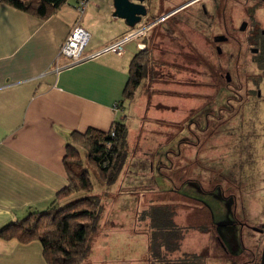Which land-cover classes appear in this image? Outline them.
I'll list each match as a JSON object with an SVG mask.
<instances>
[{
    "label": "rangeland",
    "instance_id": "obj_1",
    "mask_svg": "<svg viewBox=\"0 0 264 264\" xmlns=\"http://www.w3.org/2000/svg\"><path fill=\"white\" fill-rule=\"evenodd\" d=\"M93 1L95 14L104 1ZM188 1L164 0L162 7L157 3L153 18ZM202 4L207 16L202 14ZM222 9L229 18V41L218 45L222 53L217 55L212 39L224 34L218 19ZM249 15H255L264 29V5L252 0H203L153 25L154 20L143 18V27L150 29L125 46L132 53L138 44L141 48L137 50H145L141 61L146 64V74L132 98L121 106L129 127L128 156L115 184L105 186L84 154L82 157L91 174L90 195L102 210H108L113 198L110 193L126 188L139 166L148 176L153 159L162 158L169 152L167 148H176L177 157L173 152L168 157L172 169L162 174L173 177L174 185L168 179L164 185L178 189L184 198L170 193L152 195L144 207L149 199L151 205L175 202L185 223L196 231L207 229L210 217L194 206L207 205L215 230L212 247L218 248L211 256L226 257L227 264H246L252 258L261 264L264 246V63L257 66L258 57L250 52L248 33L255 22ZM242 22L247 23L244 32L239 31ZM98 33L105 34L106 28L100 27ZM226 73L233 88L239 86L240 94L225 90ZM258 83L261 98L239 99ZM162 180L154 179L160 187ZM140 182L142 191L157 189L151 179ZM124 191L138 193L139 189ZM130 204L134 208L132 201ZM223 250L229 254L222 255Z\"/></svg>",
    "mask_w": 264,
    "mask_h": 264
},
{
    "label": "crops",
    "instance_id": "obj_2",
    "mask_svg": "<svg viewBox=\"0 0 264 264\" xmlns=\"http://www.w3.org/2000/svg\"><path fill=\"white\" fill-rule=\"evenodd\" d=\"M70 1L44 20L0 4V229L24 217L28 210L46 209L67 186L63 158L72 132L83 134L89 128L107 132L115 122L125 123L129 130L122 104L117 109L115 105L122 99L137 46L135 53L125 49L123 56L107 53L72 66L65 58L57 60V55L76 24L90 35L86 53L108 46L131 29L113 16L112 0H103L102 10L95 14L94 1L89 0L82 17L75 10L76 0ZM100 27L106 28L105 34L98 33ZM167 149L162 158L153 159L156 166L152 164L150 175L139 166L126 188L110 193L111 208L102 210L82 264H150V219L141 217L150 206L172 207L173 223L184 230L179 249L166 254L167 260L189 255L195 257V264H227L226 257L211 256L218 248L212 247L215 230L207 205L194 206L210 217L207 229L196 231L185 223L175 202L151 205L149 199L144 207L152 195H179L178 189L164 185L168 178L162 172L170 167L168 157L176 148ZM158 178L163 179L162 188L154 181ZM149 179L157 189L142 191L140 181ZM130 189L139 192L124 191ZM203 250H207L204 255ZM221 253L229 254L226 250ZM0 264L46 263L38 242L23 245L0 239Z\"/></svg>",
    "mask_w": 264,
    "mask_h": 264
},
{
    "label": "trees",
    "instance_id": "obj_3",
    "mask_svg": "<svg viewBox=\"0 0 264 264\" xmlns=\"http://www.w3.org/2000/svg\"><path fill=\"white\" fill-rule=\"evenodd\" d=\"M67 1L0 0V4L44 20L55 14ZM144 24L141 20L133 29L142 28ZM144 55L145 50H138L132 58L123 96L115 105L116 108L124 100L132 98L145 79L146 64L141 61ZM127 131L125 123L115 122L107 132L92 128L83 134L72 132L63 158L67 186L56 194L46 209L28 210L24 217L1 228L0 239L14 240L23 245L38 242L46 264H82L89 254V239L98 229L102 215V209L90 195L93 188L91 174L84 166L83 154L103 184L112 186L128 156ZM173 156L176 158L177 154ZM172 164L170 161V167L166 170L172 169ZM167 178L174 185L173 177L167 175ZM60 200L64 202L58 203ZM173 216L174 211L170 206H150L141 216L150 219V264L196 263L195 257L189 255L174 262L166 258V254L179 249L183 237L184 230L173 223ZM254 261L252 258L246 264H256Z\"/></svg>",
    "mask_w": 264,
    "mask_h": 264
},
{
    "label": "flooded vegetation",
    "instance_id": "obj_4",
    "mask_svg": "<svg viewBox=\"0 0 264 264\" xmlns=\"http://www.w3.org/2000/svg\"><path fill=\"white\" fill-rule=\"evenodd\" d=\"M185 1V0H184ZM203 0H190L188 2L183 3L181 6H178L177 8H174L173 10L169 11L168 13L161 15V17L159 19L153 18L154 15L152 14V11L155 7V4L158 3L161 4L160 7H162L164 0H145L143 2V5L146 9V16L148 20H154L152 22V25L154 23H156L157 21L160 23H162L163 21H165L166 19L170 18L171 16L177 14L180 10H183L189 6H192L194 4H199L201 3ZM252 2L255 5H259V4H263L264 5V1L263 0H252ZM256 7V6H254ZM201 10H202V14L204 16H207V11L205 6L202 4L201 5ZM250 18L253 20V22H255L254 26H251L250 31L248 33L249 35V47H250V52L254 55H256L258 57V59L255 61V63L257 64V66H260L261 64L264 63V29H261L260 27V22L255 20V15H249ZM144 17V18H145ZM219 22H221L222 26H223V32L224 34L221 35H217L213 37V42L216 44L215 46V51L217 53V55H220L222 53L221 48L218 45H223L225 43H227L229 41V37L227 36L229 34L228 32V23H229V18L225 16V12L222 9V13L220 18H218ZM245 24L244 30H240L241 25ZM242 24L239 27V31L240 32H244L247 28V23L246 22H242ZM263 75H264V71H263ZM225 90L229 91V93H238L239 90V86L237 87V90H235L232 86V80L231 77L229 75V73L225 74ZM256 85V86H255ZM254 87L252 89H246L245 90V95L244 96H239V99L244 101L249 99V96L251 95H255L256 98H261V91H260V83L255 84ZM229 103V102H228ZM207 126V123H206Z\"/></svg>",
    "mask_w": 264,
    "mask_h": 264
},
{
    "label": "built area",
    "instance_id": "obj_5",
    "mask_svg": "<svg viewBox=\"0 0 264 264\" xmlns=\"http://www.w3.org/2000/svg\"><path fill=\"white\" fill-rule=\"evenodd\" d=\"M88 5L89 0H76L75 10L79 17L83 16ZM149 29L150 26L133 29L129 31L125 36L109 44L108 46L93 53H86L85 49L88 45L90 35L80 25L76 24L61 45L57 55V60L61 57L65 58L68 61V66H72L82 62L95 60L107 53H112L117 56H123L125 53V46L136 38H139ZM137 48H141V46L138 44ZM58 71L59 68L55 69V72ZM115 109L117 108L115 107Z\"/></svg>",
    "mask_w": 264,
    "mask_h": 264
},
{
    "label": "water",
    "instance_id": "obj_6",
    "mask_svg": "<svg viewBox=\"0 0 264 264\" xmlns=\"http://www.w3.org/2000/svg\"><path fill=\"white\" fill-rule=\"evenodd\" d=\"M145 0H112L113 16L124 21L129 29H133L146 16V9L143 5ZM264 1V0H263ZM245 24L240 30H244ZM261 264H264V246L262 251Z\"/></svg>",
    "mask_w": 264,
    "mask_h": 264
}]
</instances>
